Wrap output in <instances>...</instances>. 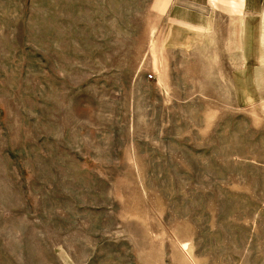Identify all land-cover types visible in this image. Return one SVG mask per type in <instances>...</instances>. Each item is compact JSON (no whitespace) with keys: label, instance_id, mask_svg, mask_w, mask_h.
I'll return each instance as SVG.
<instances>
[{"label":"rangeland","instance_id":"1","mask_svg":"<svg viewBox=\"0 0 264 264\" xmlns=\"http://www.w3.org/2000/svg\"><path fill=\"white\" fill-rule=\"evenodd\" d=\"M171 3L0 0V264H264V1Z\"/></svg>","mask_w":264,"mask_h":264},{"label":"crops","instance_id":"2","mask_svg":"<svg viewBox=\"0 0 264 264\" xmlns=\"http://www.w3.org/2000/svg\"><path fill=\"white\" fill-rule=\"evenodd\" d=\"M263 1L264 0H171L172 3L169 6L168 18L183 29L200 33L209 32L214 24L218 22V15H226L224 12L225 10L231 13H246V11L257 12L262 7ZM210 6L218 8H211ZM232 16L237 15L233 14Z\"/></svg>","mask_w":264,"mask_h":264}]
</instances>
